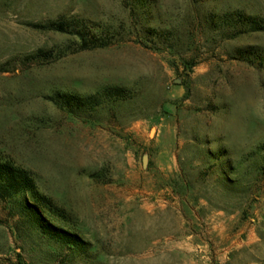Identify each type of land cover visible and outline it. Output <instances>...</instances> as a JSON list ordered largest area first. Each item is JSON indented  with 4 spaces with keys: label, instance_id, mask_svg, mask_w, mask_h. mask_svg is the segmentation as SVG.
I'll list each match as a JSON object with an SVG mask.
<instances>
[{
    "label": "rangeland",
    "instance_id": "obj_1",
    "mask_svg": "<svg viewBox=\"0 0 264 264\" xmlns=\"http://www.w3.org/2000/svg\"><path fill=\"white\" fill-rule=\"evenodd\" d=\"M264 17V0H0V157L28 169L93 248L68 251L0 202V264H264V31L225 38L213 15ZM80 16L107 47L46 63L25 57L71 37L29 23ZM165 33L147 35L146 28ZM119 85L131 97L68 113L47 95ZM225 150L214 161L210 152ZM226 173V174H225Z\"/></svg>",
    "mask_w": 264,
    "mask_h": 264
},
{
    "label": "trees",
    "instance_id": "obj_2",
    "mask_svg": "<svg viewBox=\"0 0 264 264\" xmlns=\"http://www.w3.org/2000/svg\"><path fill=\"white\" fill-rule=\"evenodd\" d=\"M153 2L154 0H123L131 16L135 18L139 9L144 11ZM210 23L212 28L220 30L225 38H236L246 33L264 31L263 16L248 14L240 9L213 15ZM29 26L41 31L65 34L72 39L62 46L38 48L25 57L28 62L46 63L58 60L71 53L107 47L116 39V32L109 27L80 16L59 17L45 22L29 23ZM144 32L163 39L166 36L165 33H159L154 28L147 27ZM232 58L264 69V51L258 46L248 45L235 48ZM130 97V91L119 85H104L89 94L55 91L47 95V98L57 107L72 114L82 112L89 114L101 105L126 100ZM263 150L264 145L252 152L251 156ZM208 153L211 159L218 161L224 156L225 150ZM0 202L9 205L14 212L23 216L29 226L59 244L62 249L67 250L69 260L76 256L83 259L89 258L92 254L93 247L77 232L53 221L55 219L70 224L72 219L69 213L50 196L38 189L28 169L2 156L0 157Z\"/></svg>",
    "mask_w": 264,
    "mask_h": 264
}]
</instances>
